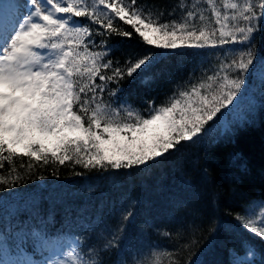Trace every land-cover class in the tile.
Returning <instances> with one entry per match:
<instances>
[{"label":"snow or ice","instance_id":"snow-or-ice-1","mask_svg":"<svg viewBox=\"0 0 264 264\" xmlns=\"http://www.w3.org/2000/svg\"><path fill=\"white\" fill-rule=\"evenodd\" d=\"M203 2L206 8L176 0L165 11L141 0H0V169L7 161L8 174L17 172L16 157L30 158L19 164L29 171L40 162L66 161L87 170L128 169L147 165L182 142H194L210 121L239 100L247 75L256 67L253 42L264 22V0H223L224 11L216 0ZM113 35L139 37L150 47L114 60ZM151 47L176 53L221 48V55L230 59H222L206 82L179 91L170 103L150 105L147 117L130 106L121 109L104 102L105 92L118 96L107 85L155 67L158 53ZM0 183L8 180L0 177ZM258 207L259 217L253 206L251 214L238 213L235 219L264 239V202ZM132 215L128 212L123 220ZM125 230L119 224L101 231L95 243L87 236L74 238L70 251L51 253L42 264H104L102 255L120 250ZM41 245L43 252V239Z\"/></svg>","mask_w":264,"mask_h":264},{"label":"trees","instance_id":"trees-1","mask_svg":"<svg viewBox=\"0 0 264 264\" xmlns=\"http://www.w3.org/2000/svg\"><path fill=\"white\" fill-rule=\"evenodd\" d=\"M141 2L169 11L176 0ZM191 3L207 7L203 0ZM216 3L224 11L223 0ZM180 15L177 10L176 16ZM74 19L83 22L84 18ZM260 29L253 42L256 67L247 75L238 106L222 110L223 119L218 114L194 142H182L157 160L128 169L87 170L66 161L64 165L40 162L29 171L19 164L21 160L27 164L30 158L16 157L17 172L9 175L4 161L0 177L8 183H0V264H10L18 254L44 255L53 238L87 236L89 243H95L101 231L119 224L126 225L120 250L104 253V264L118 260L155 264L157 259L159 264H250L244 261L249 253L253 264H264V242L235 219L253 201H264V22ZM110 43L114 45L111 57L121 61L129 52L150 47L139 37L113 35ZM151 50L158 53L155 67L119 85H107L118 96L105 92L104 102L130 106L147 117L150 105L170 103L179 91L206 82L219 70L222 59H230L221 55V48ZM242 101L249 103L241 107ZM128 212L133 214L130 222L123 220ZM165 231L170 236H163Z\"/></svg>","mask_w":264,"mask_h":264},{"label":"rangeland","instance_id":"rangeland-1","mask_svg":"<svg viewBox=\"0 0 264 264\" xmlns=\"http://www.w3.org/2000/svg\"><path fill=\"white\" fill-rule=\"evenodd\" d=\"M46 54V53H45ZM124 107H122L121 109H123ZM220 118L221 119H223L222 118V115L220 116ZM221 119H220V121H221ZM220 121H219V123H220ZM261 202H253L252 204H250L249 205V207H247V209L245 210V213L246 214H251V212H252V208H253V206H255V211H256V214H257V217H259V215H260V212L262 211V209L260 208V207H258V205L260 204ZM56 251L55 252H53V253H59L62 249H59V248H56L55 249ZM64 251L65 252H67L68 250H67V248L65 247L64 248ZM63 257H58V256H52V259H62Z\"/></svg>","mask_w":264,"mask_h":264},{"label":"bare ground","instance_id":"bare-ground-1","mask_svg":"<svg viewBox=\"0 0 264 264\" xmlns=\"http://www.w3.org/2000/svg\"><path fill=\"white\" fill-rule=\"evenodd\" d=\"M232 108V107H231ZM224 125V124H223Z\"/></svg>","mask_w":264,"mask_h":264}]
</instances>
